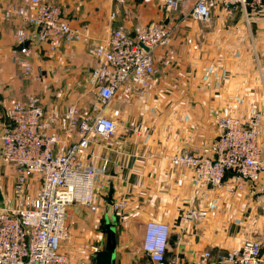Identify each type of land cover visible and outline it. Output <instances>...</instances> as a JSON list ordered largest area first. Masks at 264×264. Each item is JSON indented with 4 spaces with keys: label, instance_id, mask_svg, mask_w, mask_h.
Listing matches in <instances>:
<instances>
[{
    "label": "crops",
    "instance_id": "1",
    "mask_svg": "<svg viewBox=\"0 0 264 264\" xmlns=\"http://www.w3.org/2000/svg\"><path fill=\"white\" fill-rule=\"evenodd\" d=\"M60 3L73 26L89 24V34L56 51L31 42L28 59L33 71L25 75L14 59L19 50L16 32L23 22L5 18V10L23 5V0H0V205L16 208L25 197L17 189L16 169L2 160V135L12 105L38 95L47 111L63 115L75 102L82 114L89 113L96 99L88 81L96 65L95 42L122 25L135 35L140 27L169 18L165 24L172 29V42L153 52L159 68L153 88L141 93L133 78L125 81L104 108L105 113L120 110L119 128L108 136L91 134L95 141L84 161L95 167L107 164V172L97 179L98 209L70 207L72 235L62 249L73 264H111L105 225L115 216V264H152L142 247L150 221L170 226L169 259L223 264L220 256L255 239L262 244L264 260V177L256 185L245 180L237 184L228 173L233 192L226 186L198 187L190 168L169 159L184 151L210 156L223 115L239 111L248 119L251 110H257L264 121V12L248 23L242 8L218 5L209 21H199L184 6L168 13L163 0ZM112 12L117 13L114 20ZM260 142L264 157V130ZM41 187L42 178L36 175L26 184L25 194L33 197ZM192 210L205 215L188 219ZM206 251L211 253L208 260Z\"/></svg>",
    "mask_w": 264,
    "mask_h": 264
},
{
    "label": "built area",
    "instance_id": "2",
    "mask_svg": "<svg viewBox=\"0 0 264 264\" xmlns=\"http://www.w3.org/2000/svg\"><path fill=\"white\" fill-rule=\"evenodd\" d=\"M184 1L164 0V8L171 14ZM190 1L188 12L199 21H209L218 5L225 10L242 8L248 23L253 15L264 12V0ZM65 12L60 0H23V5L12 4L5 10L6 19L18 17L23 22V27L16 32L19 50L14 59L22 65L25 75L33 71L28 59L31 42L47 44L51 51H56L61 45H71L88 36L89 24L73 26ZM110 17L114 20L117 13L112 12ZM171 42L172 29L163 22L144 25L135 35L122 25L108 38L95 42L96 65L88 81L96 99L89 113L82 114L75 102L68 105L63 115L47 111L38 95L12 105L2 135V160L16 169L17 189L25 197L16 208L0 205V264H73L62 249V243L72 235L70 207L83 205L96 211L97 179L107 172L106 162L95 167L83 159L90 143L95 141L91 134L108 136L119 128L120 110L105 113L104 108L130 78L136 81L139 92L151 90L159 73L153 52ZM218 128L219 133L210 144V156L184 151L170 155V161L175 166L190 168L198 187L226 186L233 192L235 184H227L228 173L237 184L245 180L256 185L264 177L261 112L251 110L248 119L239 111L223 115L218 120ZM36 175L42 178V187L32 197L25 194V186ZM204 215L192 210L186 217ZM170 233L167 223L146 224L142 247L152 264H186L167 258ZM210 258L211 253L204 252V259ZM219 262L264 264L262 244L247 239L240 248L220 256ZM192 264H205V261Z\"/></svg>",
    "mask_w": 264,
    "mask_h": 264
},
{
    "label": "water",
    "instance_id": "3",
    "mask_svg": "<svg viewBox=\"0 0 264 264\" xmlns=\"http://www.w3.org/2000/svg\"><path fill=\"white\" fill-rule=\"evenodd\" d=\"M169 21V18L165 21L167 24ZM139 45L145 50L149 51V48L143 43L139 42ZM113 197V189L110 190V198ZM113 220L111 221L109 217L107 218L106 225H105V233L107 235V242H106V249L108 251L112 252L111 257V264H115L116 260V243H117V236H116V225H117V219L115 216L112 217Z\"/></svg>",
    "mask_w": 264,
    "mask_h": 264
},
{
    "label": "rangeland",
    "instance_id": "4",
    "mask_svg": "<svg viewBox=\"0 0 264 264\" xmlns=\"http://www.w3.org/2000/svg\"><path fill=\"white\" fill-rule=\"evenodd\" d=\"M163 2H164V0H163ZM183 6L185 7V10H189V8H190V6H191V1H190V0H185V1H184V4L181 6V9L183 8ZM155 23H157V22H155ZM69 216L71 217V215H69ZM69 240H70V239L65 240L64 243H65V244H69ZM64 243H63V244H64Z\"/></svg>",
    "mask_w": 264,
    "mask_h": 264
},
{
    "label": "trees",
    "instance_id": "5",
    "mask_svg": "<svg viewBox=\"0 0 264 264\" xmlns=\"http://www.w3.org/2000/svg\"><path fill=\"white\" fill-rule=\"evenodd\" d=\"M109 252H111V251H109ZM112 253V252H111Z\"/></svg>",
    "mask_w": 264,
    "mask_h": 264
}]
</instances>
